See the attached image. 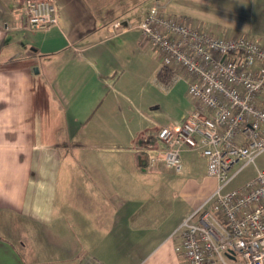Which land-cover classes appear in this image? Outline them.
I'll return each mask as SVG.
<instances>
[{
  "label": "crops",
  "instance_id": "1",
  "mask_svg": "<svg viewBox=\"0 0 264 264\" xmlns=\"http://www.w3.org/2000/svg\"><path fill=\"white\" fill-rule=\"evenodd\" d=\"M24 2L0 0V264H187L181 226L217 180L195 152L184 178L149 166L141 148L180 123L162 117L142 67L155 89L186 95L182 121L195 101L149 61L139 29L105 28L163 3L211 35L264 42V0H55L47 31L27 27Z\"/></svg>",
  "mask_w": 264,
  "mask_h": 264
},
{
  "label": "built area",
  "instance_id": "2",
  "mask_svg": "<svg viewBox=\"0 0 264 264\" xmlns=\"http://www.w3.org/2000/svg\"><path fill=\"white\" fill-rule=\"evenodd\" d=\"M27 27L47 31L58 27L55 0H25ZM134 28L142 45L160 59V73L173 82L184 80L195 104L186 119L157 133L149 166L161 162L177 173L182 154L195 152L205 172L217 180L210 198L198 209L195 223L184 221L176 249L187 264H264V169L227 193L222 190L246 165L264 152V42L244 36L211 35L185 19L153 5L133 26L116 20L106 37ZM243 163L231 174L233 167Z\"/></svg>",
  "mask_w": 264,
  "mask_h": 264
},
{
  "label": "rangeland",
  "instance_id": "3",
  "mask_svg": "<svg viewBox=\"0 0 264 264\" xmlns=\"http://www.w3.org/2000/svg\"><path fill=\"white\" fill-rule=\"evenodd\" d=\"M217 23L222 24V27H219L218 29H226L224 27L226 24H224L223 22L222 23L217 22ZM146 52L148 53L149 61L151 63H152L151 60L156 61L159 67L160 59L159 58L155 59L154 58L155 56L153 53H150L148 51ZM152 69L153 68L151 64L145 67H142V74H141L145 76L143 78L147 80L146 81L147 83H149L148 89H149L150 98H153L152 96H154L160 101V103H158L159 106L157 105L158 106L157 109L159 110V112H161L162 117L166 120L167 123L169 121H174V122L177 121L179 123L183 122L181 120L183 117L181 118V116H183V114L185 113V110L189 105V102H188L189 100L187 99L186 95L183 92L182 93L176 92V91H173L172 89L169 90L168 92L167 91L164 92L160 89H155L154 86H152L153 79H154V73ZM242 165L243 163H239L235 167H233L231 174L236 172L237 169L241 168ZM257 169H264V152H262L255 159L253 164L244 166L239 171V173L232 179V181L227 186L224 187V189L222 190V193L224 194V193L230 192L232 190H235L245 185L247 182H249L251 179L254 178ZM186 174H188V171L187 169H184L182 173L177 174V175L184 178L186 177ZM216 187H217V184H216ZM216 187L214 188L213 193L215 192ZM208 198H210V196ZM229 264H233V263H229Z\"/></svg>",
  "mask_w": 264,
  "mask_h": 264
},
{
  "label": "trees",
  "instance_id": "4",
  "mask_svg": "<svg viewBox=\"0 0 264 264\" xmlns=\"http://www.w3.org/2000/svg\"><path fill=\"white\" fill-rule=\"evenodd\" d=\"M162 80H164L165 82H167L169 80V77H166V76H165V78L162 77Z\"/></svg>",
  "mask_w": 264,
  "mask_h": 264
}]
</instances>
